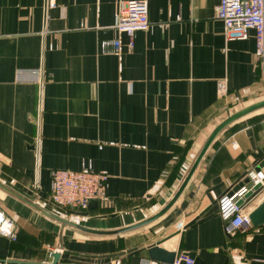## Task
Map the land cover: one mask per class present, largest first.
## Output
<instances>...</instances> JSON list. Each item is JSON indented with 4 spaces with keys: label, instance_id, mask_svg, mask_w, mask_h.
<instances>
[{
    "label": "crops",
    "instance_id": "obj_1",
    "mask_svg": "<svg viewBox=\"0 0 264 264\" xmlns=\"http://www.w3.org/2000/svg\"><path fill=\"white\" fill-rule=\"evenodd\" d=\"M147 1L150 25L130 46L115 28L118 0H0V179L92 228L123 227L157 211L228 113L264 99L255 32L227 38L216 16L220 0ZM116 39L119 52L103 48ZM18 69H40L41 82L17 81ZM263 134L264 109L233 123L176 203L124 234L66 227L60 246L57 222L0 190L16 235L0 233V262L49 263L58 250L57 264H157L148 248L159 244L195 264H264V223L228 234L218 205L241 181L253 190L242 198L245 211L264 201V183L254 189L248 176L264 171ZM84 160L108 174L106 201L53 210L52 170H78Z\"/></svg>",
    "mask_w": 264,
    "mask_h": 264
},
{
    "label": "built area",
    "instance_id": "obj_2",
    "mask_svg": "<svg viewBox=\"0 0 264 264\" xmlns=\"http://www.w3.org/2000/svg\"><path fill=\"white\" fill-rule=\"evenodd\" d=\"M119 9L116 14L115 28L129 37V45H133L134 33L146 30L149 25V5L147 0H118ZM216 16L223 22L227 38H247L250 30H254L256 39V56L264 77V0H220ZM113 45V50L119 52L121 41H104L103 48ZM16 80L41 82L40 69H18ZM217 91L224 96L228 93V82L225 78L217 81ZM264 139V134H263ZM248 176L252 185L264 183V171L251 170ZM52 188L50 201L54 206L66 210H85L93 202L102 203L107 199L106 185L108 174L96 169L92 160H84L78 170L53 169L51 172ZM38 187V185H37ZM249 191L246 186L231 193L225 192L218 199L219 212L224 220L225 231L234 234L239 229H245L252 224L250 213L244 210L241 199ZM180 228L185 224L178 223ZM0 233L15 238V221L0 209ZM52 255V253H51ZM149 264L150 260H145ZM0 264H15L7 261ZM114 264H121L116 260ZM157 264H195V259L186 252L175 255L171 262H158Z\"/></svg>",
    "mask_w": 264,
    "mask_h": 264
},
{
    "label": "water",
    "instance_id": "obj_3",
    "mask_svg": "<svg viewBox=\"0 0 264 264\" xmlns=\"http://www.w3.org/2000/svg\"><path fill=\"white\" fill-rule=\"evenodd\" d=\"M261 109H264V99L256 101L254 103H251L247 106H244L232 113H228L227 117L221 121L207 136L205 141L202 143L200 148L198 149L197 153L195 154L194 158L192 159L190 165L188 166L184 176L182 177L180 183L178 184L175 191L172 193V195L169 197V199L154 213L147 216L146 218L137 221L135 223L119 227V228H113V229H99V228H92L86 225H83L81 223H78L76 221H73L69 218H66L56 212H53L46 207H44L39 202L35 201L34 199H31L30 197L24 195L20 191L16 190L12 186H10L8 183L2 181L0 179V190L7 193L8 195L18 199L19 201L25 203L26 205L30 206L37 212L41 213L45 217L57 222L60 225V246H63L62 243V234L63 230L66 227L74 228L76 230L86 232L92 235H119L124 234L128 232H132L135 230H138L140 228H143L154 221L158 220L160 217H162L179 199L185 188L187 187L188 183L192 179L195 171L197 170L198 166L202 162L203 158L205 157L206 153L210 149V147L213 145L215 140L233 123L238 121L239 119L254 113L256 111H259ZM245 186V182L241 181L234 185L230 192H236L240 190L242 187ZM261 187V183L257 184L254 189H258ZM253 190H250L248 193H246V197L250 196L252 194ZM243 200L241 199L240 203L242 204ZM250 218L253 225H261L264 223V201L250 213ZM148 252L153 260L159 261V262H171L173 261L175 257L174 252H169L165 250L162 247H159V244L153 245L148 248ZM53 260L49 263H36V264H57L60 258V251H54L52 253ZM5 260H2V262ZM10 263L15 264H28V262L25 261H18V260H6ZM35 264V263H34Z\"/></svg>",
    "mask_w": 264,
    "mask_h": 264
},
{
    "label": "rangeland",
    "instance_id": "obj_4",
    "mask_svg": "<svg viewBox=\"0 0 264 264\" xmlns=\"http://www.w3.org/2000/svg\"><path fill=\"white\" fill-rule=\"evenodd\" d=\"M262 91H261V95H264V78H263V81H262ZM50 206V205H49ZM50 208H53V210H56V211H58L57 209H55V207H53V206H50ZM59 212V211H58ZM57 249H59V247L57 246Z\"/></svg>",
    "mask_w": 264,
    "mask_h": 264
},
{
    "label": "trees",
    "instance_id": "obj_5",
    "mask_svg": "<svg viewBox=\"0 0 264 264\" xmlns=\"http://www.w3.org/2000/svg\"><path fill=\"white\" fill-rule=\"evenodd\" d=\"M54 207H55V209H57L60 213H64V212L67 211L66 209L61 208V207H57V206H54Z\"/></svg>",
    "mask_w": 264,
    "mask_h": 264
}]
</instances>
